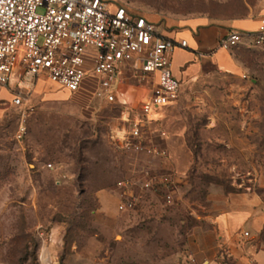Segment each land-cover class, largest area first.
Segmentation results:
<instances>
[{
    "label": "rangeland",
    "instance_id": "obj_1",
    "mask_svg": "<svg viewBox=\"0 0 264 264\" xmlns=\"http://www.w3.org/2000/svg\"><path fill=\"white\" fill-rule=\"evenodd\" d=\"M106 1L169 31L241 15L243 2L256 0ZM240 58L238 75L202 63L154 117L163 139L152 138L167 158L152 163V174L164 181L156 192L134 186L138 201L126 211L107 192L125 166L133 172L145 163L110 145L122 110L96 96L91 72L84 90L65 97L34 88L20 139L19 111L0 86V264H237L212 249L204 219L264 207V53ZM124 92L117 90L119 101Z\"/></svg>",
    "mask_w": 264,
    "mask_h": 264
},
{
    "label": "built area",
    "instance_id": "obj_2",
    "mask_svg": "<svg viewBox=\"0 0 264 264\" xmlns=\"http://www.w3.org/2000/svg\"><path fill=\"white\" fill-rule=\"evenodd\" d=\"M247 37L250 48L264 53V20ZM242 43L243 35L233 31L218 48L230 51ZM186 47L183 40L163 38L155 22L106 0H0V86L10 92L19 111V139L24 118L32 110L24 84L46 82L75 93L91 72L97 81L96 96L115 103L121 65L132 64L141 79H152L150 95L138 107L119 102L120 122L127 131L115 139L114 147L145 164L134 168L130 179L116 183L117 211L135 206L134 186L156 192L163 184L152 174V163L166 160L167 151L151 141L150 126L155 113L178 97L180 82L171 72V56L176 48Z\"/></svg>",
    "mask_w": 264,
    "mask_h": 264
},
{
    "label": "crops",
    "instance_id": "obj_3",
    "mask_svg": "<svg viewBox=\"0 0 264 264\" xmlns=\"http://www.w3.org/2000/svg\"><path fill=\"white\" fill-rule=\"evenodd\" d=\"M243 4L246 7V11L241 15L221 19H194L185 22L175 30L169 31L163 30L160 27L163 38L173 40L174 42L182 40L186 42V48H176L171 56V72L180 82V90L182 81L193 77L199 70L200 65L206 61H209L215 69L225 74L238 75L244 71V62L240 58V54L246 51H257L248 46L249 39L247 35L255 32L259 28L261 21L264 20V0H256L252 4L244 1ZM233 31L243 35V43L230 51L218 48L219 41ZM132 68V64H123L119 67L115 88L118 90L120 87H123L125 92L122 94L125 95L129 87H135L146 92L145 100H147L153 87L152 79L150 77L141 79L138 70L134 72ZM37 84L47 85L48 83L24 84L23 87L27 90L28 95L34 91V88L37 89V92L48 89L50 90L46 94L48 99L52 95L60 94L65 97L69 93L63 88L50 84L38 88ZM84 88L85 84L83 80L81 88L78 91L84 90ZM5 91L8 92L6 89ZM8 93L10 94V92ZM10 96L12 97L11 94ZM119 102L117 100L115 103L122 110ZM166 107L159 109L154 117H157L158 112ZM154 119V122L150 126L151 141L160 148L165 149L152 138V135H157L160 139H163V136L160 135L161 133L155 129L158 118ZM120 123L110 133V145L113 147L115 139H119L115 134L119 131H122L124 134L127 131V126L122 122ZM114 149L118 151L115 147ZM118 152L125 153L120 150ZM122 172L120 180H127L132 177V172L127 166L124 167ZM119 192L118 189L108 191L107 199L117 201L116 195ZM107 199L105 198L104 201L107 202ZM204 220V225L207 227L205 231L206 236L210 237L212 234L217 241L214 243L212 249H216L217 252L223 250L227 255L235 259L237 264H264V207L254 204L236 206L235 209L229 208L220 211L212 218L207 217ZM207 263L209 262L205 261V264Z\"/></svg>",
    "mask_w": 264,
    "mask_h": 264
},
{
    "label": "bare ground",
    "instance_id": "obj_4",
    "mask_svg": "<svg viewBox=\"0 0 264 264\" xmlns=\"http://www.w3.org/2000/svg\"><path fill=\"white\" fill-rule=\"evenodd\" d=\"M122 97V101L126 102L131 107H134L137 103L142 102L146 99V92L140 89H136L135 87H129L127 89V93L125 95L123 94ZM115 135L117 138L121 139L123 136V132L119 131Z\"/></svg>",
    "mask_w": 264,
    "mask_h": 264
}]
</instances>
